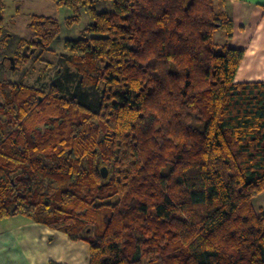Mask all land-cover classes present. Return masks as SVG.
I'll return each instance as SVG.
<instances>
[{
  "label": "trees",
  "instance_id": "obj_1",
  "mask_svg": "<svg viewBox=\"0 0 264 264\" xmlns=\"http://www.w3.org/2000/svg\"><path fill=\"white\" fill-rule=\"evenodd\" d=\"M221 1L56 0L69 14L34 15L10 68L64 29L95 103L60 66L46 92L0 79V218L79 223L68 237L89 264H264V81H235L244 51L214 40L233 28Z\"/></svg>",
  "mask_w": 264,
  "mask_h": 264
},
{
  "label": "crops",
  "instance_id": "obj_2",
  "mask_svg": "<svg viewBox=\"0 0 264 264\" xmlns=\"http://www.w3.org/2000/svg\"><path fill=\"white\" fill-rule=\"evenodd\" d=\"M233 23L229 37L221 39L244 54L235 81H264V0H222ZM254 209L264 215V190L252 198ZM0 218V264H89V245L72 240L62 231L38 222L17 223Z\"/></svg>",
  "mask_w": 264,
  "mask_h": 264
},
{
  "label": "rangeland",
  "instance_id": "obj_3",
  "mask_svg": "<svg viewBox=\"0 0 264 264\" xmlns=\"http://www.w3.org/2000/svg\"><path fill=\"white\" fill-rule=\"evenodd\" d=\"M69 14L64 9L60 10L56 5V0H0V16L1 24L8 33L13 34V37L8 41L6 47H0V79L10 82L25 83L28 86L36 87L41 91H48L50 86L55 83V70L57 66L62 67L65 77H62V84L69 87L73 92H83L88 101L95 103L96 91L93 86L78 84L79 76L75 74L74 67L67 65L64 59H69L70 52L62 48L63 39L65 36L70 37L73 33H69L62 29L60 34V41L51 46L53 51H38L36 55H40V59L36 58V55L28 61L23 68L16 70L10 68L11 55L16 46V40L18 38H29L32 35V31L29 28V23L34 15H45L61 19L63 16ZM223 30H217L214 35L215 42H220L223 38ZM5 59V60H4ZM50 64V65H48ZM17 223L21 222H37L29 216L16 214L14 218H11ZM49 229L62 231L68 235V233L75 231L79 233V223L74 224L65 229H56L50 227L44 223ZM86 232L88 238L94 237V232L91 230L83 229Z\"/></svg>",
  "mask_w": 264,
  "mask_h": 264
},
{
  "label": "water",
  "instance_id": "obj_4",
  "mask_svg": "<svg viewBox=\"0 0 264 264\" xmlns=\"http://www.w3.org/2000/svg\"><path fill=\"white\" fill-rule=\"evenodd\" d=\"M101 174L103 177H105L107 175V170H106L105 166L101 167Z\"/></svg>",
  "mask_w": 264,
  "mask_h": 264
},
{
  "label": "flooded vegetation",
  "instance_id": "obj_5",
  "mask_svg": "<svg viewBox=\"0 0 264 264\" xmlns=\"http://www.w3.org/2000/svg\"><path fill=\"white\" fill-rule=\"evenodd\" d=\"M5 60V59H4ZM12 59L10 58V60L9 61H11Z\"/></svg>",
  "mask_w": 264,
  "mask_h": 264
}]
</instances>
